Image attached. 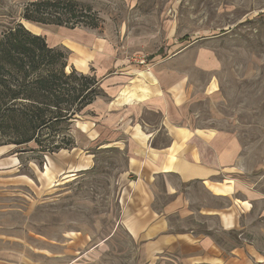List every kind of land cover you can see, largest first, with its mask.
<instances>
[{
    "label": "rangeland",
    "instance_id": "rangeland-1",
    "mask_svg": "<svg viewBox=\"0 0 264 264\" xmlns=\"http://www.w3.org/2000/svg\"><path fill=\"white\" fill-rule=\"evenodd\" d=\"M31 1L37 0H0V34L22 23L48 46L68 51L67 71L86 73L92 60L87 47L73 44L74 50L66 43L79 30L92 36L93 50L101 43L113 48L110 73L135 67L140 76L134 78H153L155 84L175 73L192 88V120L235 133L247 170L263 163L264 0H73L90 6L99 30L25 22L20 13ZM97 67L104 68V59L92 66ZM100 113L90 108L70 126L75 142L70 150L42 154L33 144L0 147V243L37 255L58 251L65 231L84 230L93 245H101L96 260L102 264H136L135 245L118 225L127 159L110 146ZM145 118L157 123L160 115ZM249 227L255 232L264 219L250 220ZM261 236L246 232L243 241L259 244ZM214 237L226 250L232 244V234Z\"/></svg>",
    "mask_w": 264,
    "mask_h": 264
},
{
    "label": "crops",
    "instance_id": "crops-1",
    "mask_svg": "<svg viewBox=\"0 0 264 264\" xmlns=\"http://www.w3.org/2000/svg\"><path fill=\"white\" fill-rule=\"evenodd\" d=\"M75 33L66 36L67 45L75 50L73 44H82L92 60L86 73L74 69L99 79L106 97L74 122L90 108L98 109L110 146L124 151L118 225L135 245L136 264L264 263V227L249 231L250 220L264 219V160L247 170L235 133L192 120L195 100L188 80L171 73L159 77L156 86L153 78H134L140 76L135 67L110 73L113 48L101 43L93 50L90 34ZM99 59L109 71L92 68ZM210 89L216 91L214 85ZM148 113L160 115L159 121L147 120ZM246 232L260 233L263 241L244 242ZM66 233L58 251L37 255L0 243V264H102L96 260L101 245H93L86 231L67 233L69 238ZM216 233L232 234L227 250L215 240Z\"/></svg>",
    "mask_w": 264,
    "mask_h": 264
},
{
    "label": "trees",
    "instance_id": "trees-1",
    "mask_svg": "<svg viewBox=\"0 0 264 264\" xmlns=\"http://www.w3.org/2000/svg\"><path fill=\"white\" fill-rule=\"evenodd\" d=\"M21 20L70 30H99L90 6L73 0H37L25 4ZM68 51L50 47L22 23L0 34V147L36 146L39 153L70 150V126L83 110L106 97L100 80L68 68Z\"/></svg>",
    "mask_w": 264,
    "mask_h": 264
}]
</instances>
